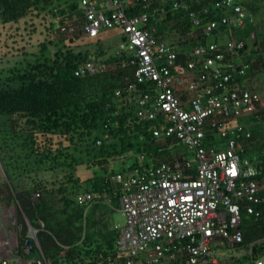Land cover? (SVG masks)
Returning <instances> with one entry per match:
<instances>
[{
	"label": "built area",
	"instance_id": "obj_1",
	"mask_svg": "<svg viewBox=\"0 0 264 264\" xmlns=\"http://www.w3.org/2000/svg\"><path fill=\"white\" fill-rule=\"evenodd\" d=\"M171 5H161L156 14L151 0H74L55 3L47 15L55 23L52 38L69 43L63 51L89 53L77 76L133 68L116 101L134 105L137 117L156 122L153 133L163 148L184 150L171 160L112 176L120 185L125 218L114 226L115 264H264V252L255 253L261 241L246 242L242 227L243 209L255 221L264 218V210L252 206L263 202L259 168L242 157L251 137L248 126L264 128V95L244 82L251 67L239 59L245 42L230 34L221 44L192 45L181 58L172 40L191 42L186 39L194 31L180 33L181 24L191 23L203 38L244 27L252 15L245 0H218L200 9L187 2ZM173 11L178 16L169 18ZM213 13L218 17L208 19ZM116 30L119 41L112 51L103 37ZM100 45L103 57L96 53ZM114 54L120 59L107 63ZM95 196L100 194L82 193L78 201ZM29 237L37 242V230L30 227ZM11 253L0 264H18L19 248Z\"/></svg>",
	"mask_w": 264,
	"mask_h": 264
},
{
	"label": "trees",
	"instance_id": "obj_2",
	"mask_svg": "<svg viewBox=\"0 0 264 264\" xmlns=\"http://www.w3.org/2000/svg\"><path fill=\"white\" fill-rule=\"evenodd\" d=\"M73 1L0 0L2 24H18L24 20L36 26V20H39L45 29L44 41L40 42L39 52L34 54V59L25 61L1 82L0 116H9L11 130L23 138L24 147L29 148L28 154L40 166L49 167L47 170H64L62 178L58 176L52 182L34 180L30 187L20 189L14 185L19 177L13 176V170L5 168L8 176L0 182V205L15 208L16 221L20 226L19 255L30 261V264H38L39 260L41 264H115L118 257V231L110 229L107 224H101L96 217V212L101 209L100 205L107 196H111L115 206L119 204L120 193L112 176L152 166L158 163L159 157L171 153L154 136L156 122L137 117L134 105L119 104L116 101L118 89L126 92L125 78L133 74V68L118 67L90 76L75 74L81 62L88 59L89 53L78 52L72 47L63 51L69 43L52 38L51 27L55 23L50 24L47 16L55 3ZM175 1L187 2L191 9H200L207 5L210 7L211 3L218 0H151V10L158 14V7L162 5L170 8ZM245 2L256 16L254 9L259 1ZM178 14L168 12V17L173 18ZM217 17L213 13L209 14L208 19ZM248 20L244 27L223 28L214 32L218 34L222 31L244 30L245 35L239 38L235 36L236 33L234 35L229 32L232 37L245 42L239 56L249 44L258 47L257 42L264 40V30L260 28L262 23ZM176 28L182 34L197 30L191 23ZM200 40L198 44L207 43L206 36ZM215 42L221 44V38L217 37ZM96 53L98 57L104 56L103 45L99 46ZM184 56L182 50L180 57ZM119 59L114 54L105 61L113 63ZM251 71L252 65L247 77ZM148 85L145 83L143 86L146 88ZM16 115L27 117L23 127H18L20 124L14 119ZM248 130L251 137L245 142L247 147L242 157H248L256 163L261 183L264 180V128L255 123L249 125ZM145 149H149V153ZM141 156H144L142 164L139 163ZM123 159H130L131 165L122 164ZM119 161L120 167L117 168L115 163ZM78 171L87 172L91 176L81 178L76 174ZM36 193L40 196L36 197ZM82 193L100 194V197L95 196L91 201L80 203L78 195ZM258 195L263 198V202L252 206L261 211L264 210V190ZM242 211L243 229L248 226L247 222L262 227L264 219L255 221L253 215H245V209ZM28 222L37 230V242L29 237ZM261 229L260 236L256 238L245 231L246 242L263 238L264 225ZM29 239L32 240V248L27 245ZM263 252L264 240L255 247L256 254Z\"/></svg>",
	"mask_w": 264,
	"mask_h": 264
},
{
	"label": "rangeland",
	"instance_id": "obj_3",
	"mask_svg": "<svg viewBox=\"0 0 264 264\" xmlns=\"http://www.w3.org/2000/svg\"><path fill=\"white\" fill-rule=\"evenodd\" d=\"M257 1H259L260 6L259 13L254 16L250 8H247V13L249 15L252 14L258 20H261L264 17V0ZM259 22L264 24V21L262 22V20ZM35 24L36 26L30 25L24 20H21L18 24H2L0 16V84L1 82L3 83V81L7 79L6 77L10 75L14 70H16L17 67H21V65L25 63V61L33 60L34 54L39 52L40 42L44 41L43 31L45 29L39 20H36ZM35 27L36 30H34ZM31 31L34 32L30 33ZM229 32H233L234 35L236 33L235 36L239 38L240 35L243 34L244 30L236 29L234 31L230 30L227 33L222 31L218 34H211L207 36V43L215 42L217 37H221L222 39L225 38L227 40L229 38ZM194 33L195 34L193 36L189 37L186 40L198 44V42L201 41L200 37L198 36V30H194ZM244 35L245 34H243V36ZM103 39L105 48L110 49L112 51L116 50V45L119 40L117 37H114V34L109 35V33H107L106 36L103 37ZM177 40L179 41V38H177ZM189 47H191V45L187 46V48ZM55 48L56 47H54L53 49L55 50ZM26 118L27 117L21 115L14 116V119L20 124V126L18 127H23V125L28 120ZM10 121L11 120L9 116H0V182L3 179H6L8 176L7 171L5 170L6 167L13 170V176L19 177L14 185L21 187L20 189L30 187L34 184V180L36 181L40 179L49 182V179H54L58 176L64 175V170L62 168L55 171L53 169L47 170V168L49 167H44V169L42 166H40L39 162H37L34 157H30V155L28 154L29 148H25L23 145V138L15 135V133L11 130ZM249 122L250 120H248V124ZM28 125L31 126V124ZM144 151L149 153V149H145ZM183 151V148L177 147L174 148L171 153L159 157L158 159L170 160L176 154H179ZM124 161L125 166H127L129 162H131L130 159H125ZM139 163L142 164L143 160L140 159ZM116 165H118L117 162ZM37 171L40 172L37 173ZM30 172L34 173L28 174ZM21 173L22 175H20ZM11 216L16 218L14 208L13 211H11ZM110 218L111 221L114 222L113 226H115L116 224H123L125 222L123 214L118 210L111 211ZM227 253H230V251L228 250Z\"/></svg>",
	"mask_w": 264,
	"mask_h": 264
},
{
	"label": "crops",
	"instance_id": "obj_4",
	"mask_svg": "<svg viewBox=\"0 0 264 264\" xmlns=\"http://www.w3.org/2000/svg\"><path fill=\"white\" fill-rule=\"evenodd\" d=\"M255 5L257 6V8L255 7L256 9H254V12L256 11L257 13H259L258 12L259 3H256ZM256 19L257 18H255V23L260 21ZM261 20L264 21V17ZM260 28L264 30V24H262ZM111 34H114V37H117L119 40V36H118L119 33L117 30L110 31L109 35ZM177 38L178 36H174L172 37V40L176 43V45L180 48V50L188 51L190 47L187 48V46L191 45L192 47L193 45L192 42L183 43V42L178 41ZM225 40H226L225 38L223 39L221 38V41L225 42ZM257 43L259 45L258 47L260 48H258L257 46L254 47L252 44H249L247 48L245 49L244 53L241 54L239 59L241 62H245V61L250 62L252 65L251 73L244 80V82L246 83V86L250 89H258L264 95V80H263L264 78V40L261 39ZM236 61L239 62L237 58H236ZM124 160L125 159L121 161L122 164L123 163L125 164ZM121 162L120 161L117 162L118 165H120ZM129 163L130 164H128V166L131 165V162ZM118 165H117V168L120 167ZM86 173L87 172L78 171L76 174L80 176L81 178L89 177L90 174L87 173V175H85ZM62 177L63 176L61 175L60 178ZM53 180H55V178L49 179V182H52ZM115 186L118 189L120 187L117 183H115ZM107 197L104 199V201H102L103 203H101L100 205L101 209H99L96 212V215H97L96 217L100 219V221L102 222L101 224H107L109 225L110 229H114V226H113L114 222L111 221L110 213L113 210L120 211L119 209L120 202L117 206H115L112 202L111 196H109L108 198ZM13 208H14L13 206L9 207V206L0 205V262L3 259L11 258L12 248L18 247V244H19L20 226L17 223L16 218L11 216V211H13ZM247 223H248V226L245 228V231L247 232V234L253 235L254 238H256L257 236H260V233L262 230L261 228L263 227L264 223L262 227H259L258 225H255L252 222H247ZM18 264H30V261H27L21 258Z\"/></svg>",
	"mask_w": 264,
	"mask_h": 264
},
{
	"label": "clouds",
	"instance_id": "obj_5",
	"mask_svg": "<svg viewBox=\"0 0 264 264\" xmlns=\"http://www.w3.org/2000/svg\"><path fill=\"white\" fill-rule=\"evenodd\" d=\"M251 15H252V14H251ZM252 18H253V21H254L255 19H254L253 15H252ZM253 21H252V22H253ZM248 63H250V62H248ZM250 65H251V63H250ZM257 90H258V89H257ZM263 183H264V180H263V181H261V184H262V186H263L262 190H264V184H263ZM263 219H264V218H263ZM244 230H245V229H244ZM257 240H260V241H262V240H264V237H263V238H261V239H257Z\"/></svg>",
	"mask_w": 264,
	"mask_h": 264
},
{
	"label": "water",
	"instance_id": "obj_6",
	"mask_svg": "<svg viewBox=\"0 0 264 264\" xmlns=\"http://www.w3.org/2000/svg\"><path fill=\"white\" fill-rule=\"evenodd\" d=\"M28 221V220H27ZM28 224H29V227H31V225H30V223L28 222ZM27 245L30 247V248H32V240L31 239H29L28 241H27Z\"/></svg>",
	"mask_w": 264,
	"mask_h": 264
}]
</instances>
